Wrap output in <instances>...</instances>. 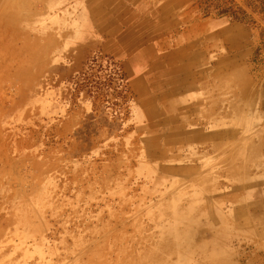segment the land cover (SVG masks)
Masks as SVG:
<instances>
[{
    "label": "rangeland",
    "instance_id": "374dc122",
    "mask_svg": "<svg viewBox=\"0 0 264 264\" xmlns=\"http://www.w3.org/2000/svg\"><path fill=\"white\" fill-rule=\"evenodd\" d=\"M144 6L0 0V264H247L220 240L245 218L237 176L148 147L133 119L127 53L110 33ZM176 7L169 27L243 26L246 61H264V0Z\"/></svg>",
    "mask_w": 264,
    "mask_h": 264
},
{
    "label": "crops",
    "instance_id": "0c3cea01",
    "mask_svg": "<svg viewBox=\"0 0 264 264\" xmlns=\"http://www.w3.org/2000/svg\"><path fill=\"white\" fill-rule=\"evenodd\" d=\"M143 2L134 23L126 19L110 33L127 53L133 119L148 133V147H173L185 152L175 158L204 172L221 165L237 176L233 197L245 218L234 222L240 235L220 240L229 263L264 264V61H246L256 50L251 31L221 19L169 27L182 0L163 2L162 23L152 8L156 0Z\"/></svg>",
    "mask_w": 264,
    "mask_h": 264
}]
</instances>
